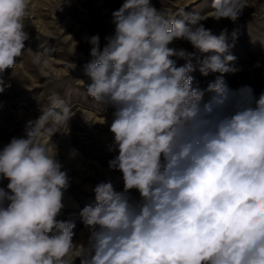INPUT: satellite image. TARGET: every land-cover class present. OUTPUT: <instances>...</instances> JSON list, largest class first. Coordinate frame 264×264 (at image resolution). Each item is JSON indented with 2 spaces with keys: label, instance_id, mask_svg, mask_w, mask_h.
Returning a JSON list of instances; mask_svg holds the SVG:
<instances>
[{
  "label": "clouds",
  "instance_id": "obj_1",
  "mask_svg": "<svg viewBox=\"0 0 264 264\" xmlns=\"http://www.w3.org/2000/svg\"><path fill=\"white\" fill-rule=\"evenodd\" d=\"M247 6L211 0L208 17L235 23ZM29 15L30 0H0V93L26 50L41 63L42 53L25 48ZM208 17L123 0L103 47L98 34L88 38L83 82L113 109L108 167L123 188L111 179L92 188L94 203L79 212L87 240L74 242L75 223L60 219L70 180L51 139L73 115L53 95L24 136L0 148L9 181L0 187V264H264V92L228 87L225 74L240 71L230 51L237 34L233 43L227 29L213 34L201 23ZM175 40L201 54L195 65ZM195 71L219 75L201 89Z\"/></svg>",
  "mask_w": 264,
  "mask_h": 264
},
{
  "label": "rangeland",
  "instance_id": "obj_2",
  "mask_svg": "<svg viewBox=\"0 0 264 264\" xmlns=\"http://www.w3.org/2000/svg\"><path fill=\"white\" fill-rule=\"evenodd\" d=\"M30 0V15L25 20L28 39L25 48L42 53L40 64L32 62L26 50L13 69L4 73L11 87L0 93V148L13 137L24 136L26 122L35 120L40 110L49 106L50 98L59 95L71 106V119L60 126L52 136L58 147V159L67 171L70 187L65 193V208L60 219L75 223L73 240L86 242L88 232L79 217L80 210L94 203L92 188L100 181L111 179L122 190L121 173L109 170L108 162L116 153L107 146L112 141L109 125L113 109L96 102L86 91L88 82L86 65L90 62L88 38L99 35L101 47L105 37L113 33L112 12L119 9L123 0ZM157 9L176 13L181 8L210 16L211 0H151ZM247 7L233 23L208 17L201 23L213 34L227 29L230 49L240 69L235 74H225L224 79L232 90L250 86L255 96L264 92V0H246ZM172 47L184 48L193 53L192 63L201 54L190 43L175 40ZM257 62L260 67H256ZM179 64L185 61H179ZM193 87L206 88L219 73L204 77L199 71L191 73ZM84 81V82H83ZM47 142V139L45 140ZM71 149L78 150L75 158L69 157ZM8 180L0 177V187L7 188ZM132 195L139 199V193ZM75 264H79L77 258Z\"/></svg>",
  "mask_w": 264,
  "mask_h": 264
}]
</instances>
